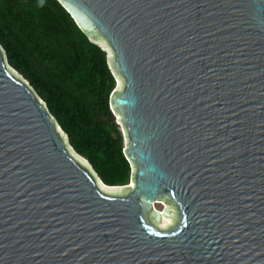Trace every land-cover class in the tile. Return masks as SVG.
Returning <instances> with one entry per match:
<instances>
[{
    "label": "water",
    "instance_id": "water-1",
    "mask_svg": "<svg viewBox=\"0 0 264 264\" xmlns=\"http://www.w3.org/2000/svg\"><path fill=\"white\" fill-rule=\"evenodd\" d=\"M57 1L108 52L132 176L104 185L0 47V264H264V0Z\"/></svg>",
    "mask_w": 264,
    "mask_h": 264
},
{
    "label": "trees",
    "instance_id": "trees-1",
    "mask_svg": "<svg viewBox=\"0 0 264 264\" xmlns=\"http://www.w3.org/2000/svg\"><path fill=\"white\" fill-rule=\"evenodd\" d=\"M0 47L100 181L129 185L124 135L110 108L117 78L108 52L57 0H0Z\"/></svg>",
    "mask_w": 264,
    "mask_h": 264
}]
</instances>
